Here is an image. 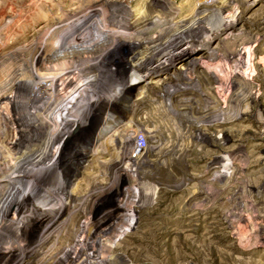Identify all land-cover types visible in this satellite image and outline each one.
I'll list each match as a JSON object with an SVG mask.
<instances>
[{
  "label": "rangeland",
  "instance_id": "374dc122",
  "mask_svg": "<svg viewBox=\"0 0 264 264\" xmlns=\"http://www.w3.org/2000/svg\"><path fill=\"white\" fill-rule=\"evenodd\" d=\"M214 1L215 5L208 7ZM227 1L0 0V122L7 121L3 131L7 133L9 123L22 110L21 103L29 98L28 94H15L22 72L32 67L24 48L30 41L56 43L64 38L81 39L84 35L100 41L110 33L104 29L112 27L137 39L146 27L159 24V17L170 19L173 11L179 14L178 22L166 21L158 26L152 40H178L184 26L194 23L198 13L203 17L201 11ZM128 11L132 14L122 22ZM232 18H238L235 28L210 31L209 27L219 25L220 19L209 15L202 25L192 26L187 39L199 41L173 60L152 69L148 80L133 78L122 92H116L115 107L107 106L110 101L102 102L99 108L74 118L76 108L65 106L77 80L92 75L90 79L95 82L94 71L107 58L87 71L81 70L76 81L68 82L62 91L45 88L49 95L41 102L44 108L53 110L47 125L65 119L77 125L80 119V126L62 148L66 161L48 172V185L39 192L33 210L21 219L23 223L17 225L18 230L9 227L8 234H16L20 242L0 251V264H35L41 255L48 253L53 259H62L64 264L78 241L74 240L71 246L62 243L52 247L58 237L56 231H61L74 205L78 211L86 209L88 213L100 210L98 219L103 220L112 211L120 214L128 203L132 206L126 205L127 210L124 207L120 216L125 220L122 224L131 226L113 244L110 255L113 264H264V121H259L261 112L257 104L250 99L246 107L250 117L223 126L197 125L198 135L183 137L177 133L183 127L181 115L162 100V94L179 85L181 92L177 93L176 102L196 97L202 104L210 103L213 94H207L198 85H206L213 79L224 81L226 74L235 69L231 66L235 58L226 56V51L242 37L250 41L248 52L258 50L257 65L253 70L244 69L242 79L256 75L258 82H262L264 0L238 1L229 17ZM50 48H43L39 56H45ZM126 51L120 45L112 46L108 53L110 62L123 58ZM75 53L76 50L71 52ZM248 58L246 53L244 59ZM51 94L58 95L57 100ZM230 94L228 89L219 94V106H228L225 99ZM12 95L14 100L10 98ZM135 100L140 101L141 107L137 114L132 105ZM261 100L263 103L264 95ZM233 102L235 109L244 104L240 97ZM144 117L149 122L138 134L145 136L149 129L160 132L165 123L177 121V125H168L171 127L168 135L154 132L156 136L148 139L139 152L137 164L128 171L124 167L125 154L112 134L118 130L129 133L130 130L122 131L124 125ZM225 117L213 119L225 121ZM204 118V114H196L192 121ZM63 124L52 137L49 149L66 134L67 126ZM223 128L227 129L226 140L219 142L216 137ZM125 144L130 154L136 150L135 140ZM118 178L123 179L118 186L109 185ZM46 237L50 238L43 243Z\"/></svg>",
  "mask_w": 264,
  "mask_h": 264
},
{
  "label": "bare ground",
  "instance_id": "6f19581e",
  "mask_svg": "<svg viewBox=\"0 0 264 264\" xmlns=\"http://www.w3.org/2000/svg\"><path fill=\"white\" fill-rule=\"evenodd\" d=\"M238 1L240 0H228L226 3L214 9L206 8L204 11H201V13L203 12L204 14L203 17L198 13L194 17L196 18L194 23L192 22V24L184 26L181 39L178 40H176L177 38H175V40H152L156 36L155 33L157 32L158 26L166 23V21H169L167 24L178 22L179 14L173 11V16H171L170 19L166 18V16L159 17V24L146 27L143 32L137 35V39H134L133 36H128L127 31L124 32L123 30L121 32L119 31L120 29L117 30L113 29V27L111 29L104 27L105 29H103L110 30V33L100 41L94 40L91 36L84 35L81 39L77 40H66L64 38L63 40H58L56 42L57 44L52 40H32L24 46L31 57L30 61L32 67L22 72L23 78L16 88L18 91L15 95L24 93L28 94L29 98L26 96L27 101L21 103L20 107L22 110H20L19 114H16L17 117H14L9 123L7 133L3 131L7 121L2 120V122H0V251L12 245L19 244L20 241L16 234H8L11 230L9 227L12 225L18 230L19 226L23 223L21 219L25 218L24 216L28 214L29 211L33 210L39 192L48 185L46 182L48 172L63 163L62 148H64L66 142L71 138L73 132H75V130L77 131L80 126V119L77 125H74L71 119H65L61 122L56 121L47 125L46 121L50 119L49 116L53 113V110L44 108L43 102H41L42 98H47L49 95V93H47L48 90H45V88L51 87V91H62V88H64L68 82H73V80L76 81V76L79 72H82L81 70L87 71L107 58V61H104L100 68L94 71L96 75L95 78H97L95 82H93L94 79L93 81L90 79L92 75H85L86 77L84 76V80H77L73 91L67 96L65 106H67V108H76L77 113L74 118L80 117V115L89 112L91 109L99 108L102 102L107 103L110 101L107 106L115 107L116 92H122L123 88H125L133 78L143 79V81L148 80L151 77L150 74L152 69L160 67L167 61L173 60L181 51L192 48L199 40L187 39L189 35L188 31L191 30L192 26H200L205 23L204 20L206 19L204 18L208 17V15L210 17L216 16L220 19L219 25L209 27L211 28L210 31L218 30L221 27L225 29L235 28L238 18L229 19V17ZM215 2L217 1L209 4L208 7L215 5ZM130 12L131 11H128L126 16L121 19L122 22L129 18L132 14H130ZM225 13L228 16L225 17ZM96 41H98V43L94 45ZM249 43L250 41L247 37H242L237 40L234 47L228 48L226 51V56L235 58L233 65H231L235 69H231L226 74L224 81L217 82L213 79L210 81L208 80L209 82L206 85H198L199 88H204L207 94H213V97L210 98V103L202 104L196 97H187L176 102L177 93L181 92L179 90V85H176L173 91L168 90L167 93L162 94L163 102L167 103L169 108L176 109L181 115L180 122L183 127L177 131L179 135H184L183 137L194 135L195 137L196 134L198 135L197 125L201 128L205 125L215 126L221 124L220 126H223L224 123L236 122L250 117L251 112L246 108L248 104H250V99L251 101H255L254 103L257 104V108L261 112L259 121H264V111H262L264 102L262 103L261 100L264 95V79L262 82H258L256 75V77L251 75L247 80L244 79V77L242 79V73L244 72L245 74L244 69L251 68L253 70L257 65L255 57L258 50L256 49L253 52L250 48L251 52H248ZM50 44H53V47L50 48ZM114 45H120L122 50L127 49V53L125 56L122 55L123 58L120 60L110 62L112 59L111 55H108V53L109 49ZM46 47L51 50H49L45 56L40 57L41 50ZM74 50H76V53L72 55L71 52ZM246 53H248L249 56L248 60L244 59ZM227 89L231 92L230 96L225 99V103L228 106H219V94L224 93ZM247 93H251V96H247ZM15 95L10 96V98L14 100ZM51 96L54 97L55 95L51 94ZM56 97H58V95L54 97V99L57 100ZM236 97L243 99L246 106L241 104V106H237L235 109L236 106H234L233 99H236ZM129 102L130 101L127 103ZM132 105L137 114L141 108L140 101H132ZM196 114H204L205 118L202 120V125V121H192V118ZM218 114L226 115L225 121H215L213 118L220 116ZM148 122L149 119L147 117L139 118V120L134 119L131 123L125 124L122 130H130L129 133L127 131L121 132L118 130V132L112 134L113 138L120 143L119 147L125 154L127 163L125 162L126 164L124 167L127 166L126 169L128 171L134 163L137 164L139 156L141 155L139 152L144 149H138L137 136L142 135L138 134V132L141 130V127L143 125L146 126ZM60 123H64L63 126H67V130L64 131L66 134H63L61 138L53 144L54 147L51 150L49 149V145L52 143L54 134L61 129ZM172 123L177 125V121H173ZM172 123H165L163 128L160 129V132L154 128L149 129V133L143 136L148 141L149 138L156 136L154 132H159L161 136L168 135L171 128H169L168 125ZM195 127L197 129H195ZM226 131L227 129L223 128L219 132L216 137L219 142H224L226 140ZM56 139L57 138H55L54 141ZM131 140H135L134 149H136L132 154L128 152L126 144L124 145L125 142ZM136 152L138 153L136 154ZM42 153H44L43 156ZM118 179L113 180L109 185L118 186L117 183L120 182V180L123 181L122 178ZM134 188L135 187H133V189ZM132 194L131 196L135 197V195ZM72 196L71 194V197ZM128 204L126 205L132 206V204ZM126 205L123 206V208L120 207L118 210L122 208L120 211L121 213L127 210ZM74 207H72L73 210L61 231H56L58 237H56L52 248H57L62 243L73 245V241L77 240L78 242L73 245V253L71 252L72 256H69L64 264H113L112 256H110L114 247L113 244L117 239L122 238L131 225L129 223L122 224L125 220L122 221L123 218L120 216L121 213L114 214L115 211L109 213V218L100 220L98 219V214L101 212L100 210L98 212L95 211L96 213H88L86 209L78 211V208ZM127 220L130 223L132 222L131 220L129 221L128 218ZM49 236L51 237L53 235ZM50 237H46L47 239H44L42 242L47 243L46 240ZM35 264H63V261L60 258L53 259L48 253L41 255Z\"/></svg>",
  "mask_w": 264,
  "mask_h": 264
},
{
  "label": "built area",
  "instance_id": "2783aa9c",
  "mask_svg": "<svg viewBox=\"0 0 264 264\" xmlns=\"http://www.w3.org/2000/svg\"><path fill=\"white\" fill-rule=\"evenodd\" d=\"M146 143H147V140H146V138L143 135H138L137 136L138 149L144 148Z\"/></svg>",
  "mask_w": 264,
  "mask_h": 264
}]
</instances>
